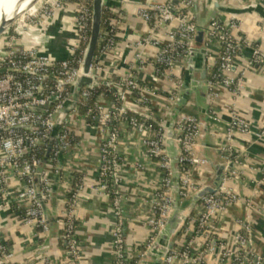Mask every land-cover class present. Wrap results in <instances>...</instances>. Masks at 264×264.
Listing matches in <instances>:
<instances>
[{
	"label": "built area",
	"instance_id": "2783aa9c",
	"mask_svg": "<svg viewBox=\"0 0 264 264\" xmlns=\"http://www.w3.org/2000/svg\"><path fill=\"white\" fill-rule=\"evenodd\" d=\"M65 2L74 7L73 41L68 54L56 59L47 52L48 19H52L55 10ZM116 2L119 7L104 6L110 13L101 22L89 76L82 75L80 67L90 38L92 0H63L0 54V196L7 206L19 212L23 224L38 228L40 233L47 232L43 201L51 196L52 189L44 168V152L49 151L47 158L51 169L59 174L61 153L77 143L70 128L71 118L81 117L100 137L97 179L89 187L111 198L114 216L112 264H129L122 194L117 188L122 179L117 151L121 132L126 127L140 135L144 157L155 158L162 169L150 199V214L145 218L149 229L145 248L167 225L176 184L181 198L212 184L200 179L210 165L206 157L194 152L201 124L195 115L183 108L192 105L189 95L183 98V109H176L171 115L178 98L185 92L187 57L197 35L195 0H177L176 4L172 0L153 1L139 5L137 14L148 30L134 42L135 59L121 74L112 73L105 64L106 57L117 44V15L125 0ZM235 28V23L213 21L205 30L202 47L207 49V54L211 45L218 47L216 61L205 62L204 66L207 76L203 85L211 118H215L211 103L222 90L237 94L246 71L264 66V45H253L236 36ZM242 46L250 48V55L241 71L234 73ZM146 65L152 67L154 77L164 81L163 87L138 79V71ZM101 84L106 88L95 95ZM106 91H112V100L106 97ZM227 111L229 121L224 128V142L217 146L225 164L223 178L215 192L200 198L199 212L188 217L183 226L185 243L168 249L161 264H202L209 256L231 264H264L262 257L251 248L252 231L247 221H236L238 229L232 234L230 244L225 243L216 230V220L239 200L238 194L226 185L233 174L227 164L238 161L234 137L250 134L247 118L234 107H228ZM164 125L170 126L171 137ZM255 135L262 137L264 129ZM169 140L177 146L175 157L168 153ZM11 178L20 184L15 191L11 188ZM84 186L81 180L74 183L62 212L63 238L71 264H82V252L75 236L74 208ZM144 254L145 251H137L139 258ZM0 264H23L14 259L12 250L1 237Z\"/></svg>",
	"mask_w": 264,
	"mask_h": 264
},
{
	"label": "crops",
	"instance_id": "0c3cea01",
	"mask_svg": "<svg viewBox=\"0 0 264 264\" xmlns=\"http://www.w3.org/2000/svg\"><path fill=\"white\" fill-rule=\"evenodd\" d=\"M112 1L116 3V0ZM153 1L165 0H125L118 10L117 44L105 59V64L112 73H123L134 61L136 54L134 42L148 30L147 24L137 14V7ZM219 3L225 7L216 13L221 23H235L236 28L233 32L236 36L253 45H264V24L261 17V12H264V0H219ZM251 3H255L258 9L246 10ZM212 4L213 0H195L193 7L195 21L198 15V22L206 23ZM113 6L119 7L115 4ZM231 11L236 14L233 15ZM73 13V5L65 2L55 10L54 17L48 19L47 52L56 59L68 54L69 45L73 41ZM217 52L218 47L211 45L202 64L191 73V82L199 81L201 72H204V77L199 81L200 88L195 87L184 94V98L190 96L192 105L182 107L195 115L201 124L194 152L209 160L210 167L204 169L200 178L207 184L213 183L214 165L224 163L217 146L224 142V128L229 121L227 108L234 107L247 118L250 134L234 137L238 161L230 168L233 174L226 180V185L238 194L239 200L216 220V230L218 236L230 244L232 234L238 229L236 221L238 219L247 221L252 231L251 248L262 257L264 263V135L259 138L255 135L260 129H264V66H255L246 71L241 90L237 94L222 90L220 96L211 103L215 117L211 118L203 85L206 78L204 66L205 62L216 61ZM249 55V47H240L233 67L234 73L241 71L243 62ZM195 71L198 73L192 78ZM137 76L140 81L156 87L165 85L163 80L153 76L150 65L139 70ZM184 76L186 78L187 72ZM172 118V116L168 118V121L171 122ZM70 128L77 138V143L61 153L60 173L54 174L49 159L47 156L44 158V168L48 171L52 189L51 196L44 198L43 201L48 220L47 232L40 233L38 228L23 224L19 212L7 206L0 196L1 240L10 247L14 259L23 264H71L63 238L62 212L66 207L70 188L79 180L85 182V186L77 195L74 208L75 236L82 252L81 263L112 264L111 228L114 216L111 198L108 194L93 191L89 187L94 185L97 179L99 133L95 128L86 125L81 117H72ZM166 147L168 153L175 157L177 154L175 143L169 140ZM117 152L122 177L117 188L122 194L128 263L161 264L164 255L161 249L165 242L173 243V247H180L185 243L183 226L188 217H194L199 212L200 199L194 201L193 195L176 198L170 217L173 215L182 217L177 228L173 233L163 234L164 237L160 233L155 241L145 248L144 242L149 234L145 218L150 214V199L160 181L162 169L155 158L144 157L140 135L127 127L121 132ZM10 180L13 191L20 188L17 179ZM137 251H145L144 256L139 258ZM202 264L231 263L209 256Z\"/></svg>",
	"mask_w": 264,
	"mask_h": 264
},
{
	"label": "water",
	"instance_id": "95a60500",
	"mask_svg": "<svg viewBox=\"0 0 264 264\" xmlns=\"http://www.w3.org/2000/svg\"><path fill=\"white\" fill-rule=\"evenodd\" d=\"M63 0H17L12 5L11 10L6 13V11L0 12V54L4 52L9 46L22 38V36L30 30L36 23L42 20L54 7L59 5ZM175 4L177 0L173 1ZM119 5L118 2L112 0H92V18H91V27H90V38L86 46V50L83 56L81 63L80 71L82 75L89 76L91 74L92 62L96 52V48L99 41V36L101 33V22L104 6L107 5ZM225 7H222L219 3V0H213L211 13L204 24L198 22V15H196V24L198 26L196 39L198 41L203 40V35L205 29L208 28L211 22L215 21L216 23H221V20L216 16L217 11L224 10ZM258 9V6L255 3H251L246 10H255ZM234 14L233 11H231ZM262 22L264 24V12H261ZM207 54V49L204 47L192 46L187 57V67L186 72L187 76L185 78V92L184 94L189 93L193 88L199 87V81L203 79L204 72H201L198 80L191 82V73L195 70L198 65H201L205 55ZM96 80V76L93 77ZM184 94L178 98L176 107L173 109L174 113L178 106L181 105ZM167 129L168 136L171 137V128L170 126L164 125ZM171 141V140H170ZM47 151L46 155H48ZM228 168H233L234 163L231 161L227 164ZM225 164H216L214 165L215 176L212 185H207L197 191L193 195V200H199L202 196L207 193H213L217 190L222 178L223 170ZM176 197L174 196L175 204ZM182 217L178 215H173L169 217L166 227L161 232L163 234L173 233L177 228ZM164 237V235H163ZM173 247V243L167 241L162 246V253L165 254L168 249Z\"/></svg>",
	"mask_w": 264,
	"mask_h": 264
},
{
	"label": "trees",
	"instance_id": "16d2710c",
	"mask_svg": "<svg viewBox=\"0 0 264 264\" xmlns=\"http://www.w3.org/2000/svg\"><path fill=\"white\" fill-rule=\"evenodd\" d=\"M109 13H110V10L109 9H104L103 10V15H102V20L107 16V15H109ZM103 26V25H102ZM197 36V35H196ZM203 44V40L200 42V41H198L197 39H196V37H195V41H194V46H196V47H200L201 45ZM198 73V71H195L193 74H192V78H195V76H196V74ZM207 76V75H206ZM104 88H106V86L104 85V84H101L99 87H97L96 88V93H95V95H97V94H99V93H101L102 91H103V89ZM106 93V97H108V99H110V100H112L113 99V96H112V91H106L105 92ZM181 109H183L182 108V106L180 105V106H178L177 107V110H181ZM172 116L174 115L173 113L171 114ZM44 155H46V152H44ZM47 156V155H46ZM45 156V157H46ZM175 165H176V169H177V167H178V164H177V162H175ZM178 185L176 184V188H175V196H176V198H181L180 196H179V188L177 187Z\"/></svg>",
	"mask_w": 264,
	"mask_h": 264
},
{
	"label": "bare ground",
	"instance_id": "6f19581e",
	"mask_svg": "<svg viewBox=\"0 0 264 264\" xmlns=\"http://www.w3.org/2000/svg\"><path fill=\"white\" fill-rule=\"evenodd\" d=\"M15 1L17 0H0V12L6 11L8 13Z\"/></svg>",
	"mask_w": 264,
	"mask_h": 264
}]
</instances>
